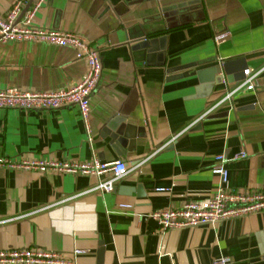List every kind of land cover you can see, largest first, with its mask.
<instances>
[{"label": "crops", "instance_id": "crops-1", "mask_svg": "<svg viewBox=\"0 0 264 264\" xmlns=\"http://www.w3.org/2000/svg\"><path fill=\"white\" fill-rule=\"evenodd\" d=\"M16 1L0 0V14ZM37 1L25 0L23 8ZM33 24L79 35L98 49L90 140L75 106L0 110V160H119L129 172L113 187L129 191L92 189L109 174L0 166V250L78 249L75 264H212L221 257L264 264V212L168 232L146 217L215 193L217 177L210 171L217 155L244 156L225 164L227 191L264 187V0H42ZM218 34L225 39L214 42ZM151 37L163 40L161 64L156 58L146 63L132 49ZM227 63H240L231 76L241 66L258 74L253 90L218 104L241 82H228L222 72L213 77L211 69ZM84 72L69 48L0 44V90L52 92ZM196 72L219 83L204 91ZM119 125L133 129L135 138L112 144Z\"/></svg>", "mask_w": 264, "mask_h": 264}, {"label": "built area", "instance_id": "built-area-1", "mask_svg": "<svg viewBox=\"0 0 264 264\" xmlns=\"http://www.w3.org/2000/svg\"><path fill=\"white\" fill-rule=\"evenodd\" d=\"M42 0L32 6L23 8L25 0H17L5 14H0V44L10 42H37L47 45L64 47L73 50L74 58L83 61L85 72L81 78L71 86L52 92H36L5 88L0 90V110H21L25 112L60 110L75 106L82 119L84 132L90 140L88 126V102L96 90L101 76V64L98 49L85 38L69 32H60L41 28L33 24L34 14ZM225 39V34L214 36V42ZM258 73L243 71V80L228 91L219 101L229 99L234 93L244 89L253 90V80ZM242 154L231 158L217 155L211 174L217 177L215 193L204 200L186 201L178 208H164L148 214L159 232H168L183 228L212 226L227 219L240 218L255 213L264 212V187L255 190L227 191L224 188L227 178L225 164L229 161L243 158ZM0 166L30 169L37 172H59L83 174L98 177L109 174L105 181L98 182L92 189L109 193L113 184L129 172V168L122 161L102 163L92 159L82 164H60L45 161H21L19 163L0 160ZM166 192L165 189H156ZM121 209H128L122 205ZM82 253L74 249L69 254L52 252L37 247L0 250V264H75V258ZM264 260V255L261 256ZM212 264H230V260L221 257Z\"/></svg>", "mask_w": 264, "mask_h": 264}, {"label": "water", "instance_id": "water-1", "mask_svg": "<svg viewBox=\"0 0 264 264\" xmlns=\"http://www.w3.org/2000/svg\"><path fill=\"white\" fill-rule=\"evenodd\" d=\"M134 51H136L138 53V55H140L139 59H143L146 61V63L151 62L153 59H158L157 61H159V63L161 64L163 57H164V52H163V40H158L157 38L151 37V38H144L143 40H140L138 42H136V44L133 46L132 48ZM142 57V58H141ZM240 65V63H227V64H223L221 66H215L214 69H211V73L213 74V77L220 74L221 72L223 74H225L226 76V80L228 82H235V81H242L244 76H243V72H241L242 67L241 66L238 70H239V74H237L236 76H231L233 74L234 71V67ZM234 66V67H233ZM187 69V66L182 67V70ZM181 70V69H179ZM182 77H185L188 75V73L183 72ZM193 75V74H191ZM196 76H198L199 81L201 82V79H203L202 83H205L206 85H204L202 87V90L204 91H209L214 85L218 84L219 81H216V78L214 79L212 78H208L205 79V77L202 74V78H201V74L196 72ZM221 79V78H220ZM202 85L199 86V88H201ZM198 88V89H199ZM140 132V131H138ZM136 134L135 132L133 133V129H129L127 127L121 126L119 125L118 127H116L114 129V133L110 136V140L112 144L115 145H124L125 142H127L128 139H131V141L135 138ZM113 191H119V192H128L129 190L124 189V188H116L113 187L112 189Z\"/></svg>", "mask_w": 264, "mask_h": 264}]
</instances>
